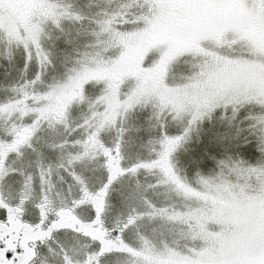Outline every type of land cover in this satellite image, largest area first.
I'll list each match as a JSON object with an SVG mask.
<instances>
[{"label": "snow or ice", "instance_id": "1", "mask_svg": "<svg viewBox=\"0 0 264 264\" xmlns=\"http://www.w3.org/2000/svg\"><path fill=\"white\" fill-rule=\"evenodd\" d=\"M97 8L0 0V264H264V0Z\"/></svg>", "mask_w": 264, "mask_h": 264}, {"label": "rangeland", "instance_id": "2", "mask_svg": "<svg viewBox=\"0 0 264 264\" xmlns=\"http://www.w3.org/2000/svg\"><path fill=\"white\" fill-rule=\"evenodd\" d=\"M116 0H80L81 6L87 7L89 4L92 5V10L96 11L99 10L97 8V4L100 7L104 8H111L114 6ZM3 51V45H0V52ZM18 55V54H17ZM0 73H3L7 75L10 79H14L18 76L17 68L16 66H13V62H9L7 58H3V60H0ZM178 75L180 73H177ZM8 81L0 80V95L10 94V90L7 87ZM164 194H161V198H163ZM114 197L118 198V193H114ZM118 209L113 208L110 211V214H114ZM127 264H131V261H127Z\"/></svg>", "mask_w": 264, "mask_h": 264}, {"label": "flooded vegetation", "instance_id": "3", "mask_svg": "<svg viewBox=\"0 0 264 264\" xmlns=\"http://www.w3.org/2000/svg\"><path fill=\"white\" fill-rule=\"evenodd\" d=\"M147 179H150V177L147 178ZM44 258L47 259V261L49 262V264H51V262L53 261V257H51V256L42 257V259H44Z\"/></svg>", "mask_w": 264, "mask_h": 264}]
</instances>
